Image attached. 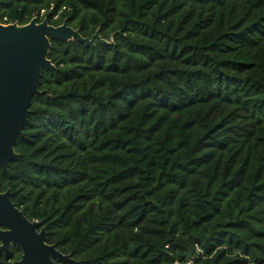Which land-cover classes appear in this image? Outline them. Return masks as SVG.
Masks as SVG:
<instances>
[{"label":"trees","instance_id":"obj_1","mask_svg":"<svg viewBox=\"0 0 264 264\" xmlns=\"http://www.w3.org/2000/svg\"><path fill=\"white\" fill-rule=\"evenodd\" d=\"M33 17L111 41L50 40L0 169L64 264H264V0H0Z\"/></svg>","mask_w":264,"mask_h":264},{"label":"water","instance_id":"obj_2","mask_svg":"<svg viewBox=\"0 0 264 264\" xmlns=\"http://www.w3.org/2000/svg\"><path fill=\"white\" fill-rule=\"evenodd\" d=\"M73 39L87 47L95 43L111 44L99 35V29L89 38L82 37L79 30L68 26L66 21L53 26L46 18L38 22V18L33 17L24 25L0 23V169L3 172L17 158L14 144L23 136L32 95L45 93L38 90L42 69H54L48 59L50 40ZM10 195L9 189L0 193V254L17 247L21 251L17 264H64L73 261L70 254H63L46 242L45 228L40 227L37 221H29L12 203ZM190 258L191 253L187 252V264Z\"/></svg>","mask_w":264,"mask_h":264},{"label":"built area","instance_id":"obj_3","mask_svg":"<svg viewBox=\"0 0 264 264\" xmlns=\"http://www.w3.org/2000/svg\"><path fill=\"white\" fill-rule=\"evenodd\" d=\"M42 13H43V11H42ZM9 263H10V262L8 261L7 264H9Z\"/></svg>","mask_w":264,"mask_h":264}]
</instances>
